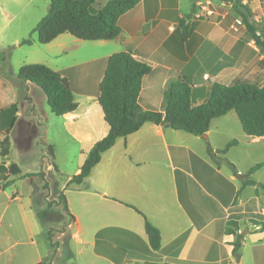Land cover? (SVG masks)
Masks as SVG:
<instances>
[{"label":"crops","instance_id":"1","mask_svg":"<svg viewBox=\"0 0 264 264\" xmlns=\"http://www.w3.org/2000/svg\"><path fill=\"white\" fill-rule=\"evenodd\" d=\"M247 2L253 11L262 10L254 26L264 39V0ZM192 3L193 0H140L120 16L122 31L117 38L82 40L66 32L41 44L42 56L34 62L59 71L78 103L74 111L64 115L52 112L43 90L32 82H26L28 99H23L17 78L21 66L17 71L12 66L5 72L0 70V140L10 130L12 142L7 162L0 161V208L4 207L0 212V264H38L44 258L40 243L45 232L37 231L34 225L40 216L34 206V193L18 189L20 182L31 177L17 178L9 187L2 185L8 177L9 164L19 165L13 159L14 151L22 158H36L37 164H46L48 170L56 165L58 172L65 173L59 155H65L72 146L76 147L75 168L62 191L75 220L66 226V232L59 233L67 235L63 241L56 238L58 247L48 264H66L60 261L62 247L69 246L66 250L71 251V242L77 249L70 254L81 264H264L260 187L236 184V203L227 205L194 173V168L198 171L201 167L196 157L216 166L228 181L246 172L228 158L229 151L219 155L239 170L237 175L231 169L225 172L226 162L218 167L209 155L210 148L222 149L213 147L210 135L214 123L225 115L214 119L209 131L200 136L146 122L134 133L119 137L82 183H69L80 172L94 144L109 133L98 94L112 54L131 51L151 63L152 71L143 79L140 101L146 109H162L169 81L179 76L192 78L196 103L210 95L201 81V75H209L210 71L230 76L236 70L237 74L247 72L262 63L259 75L264 77V47L252 39L234 56L223 53L210 41L208 25L197 20L191 22L194 31L185 44V56L169 50L166 42L176 32L178 22L191 13ZM3 13L8 14L6 10ZM33 52L38 54L37 49ZM49 145L53 146L52 163L46 157ZM258 170L252 174L255 181L253 176ZM40 180L44 187L45 181ZM218 183L210 174L212 188L223 190ZM249 189L254 190L253 195L245 194ZM127 204L135 206L160 230V250L151 249L144 217ZM245 215L251 218L245 219ZM232 218L238 221L242 235L239 258L233 254L236 236L225 233Z\"/></svg>","mask_w":264,"mask_h":264},{"label":"trees","instance_id":"2","mask_svg":"<svg viewBox=\"0 0 264 264\" xmlns=\"http://www.w3.org/2000/svg\"><path fill=\"white\" fill-rule=\"evenodd\" d=\"M223 1L233 5L242 17L243 23L252 39L259 46L264 47L262 32L258 33L253 23L256 11H253L242 0ZM139 2L140 0H50L48 13L39 21L33 32L37 33L38 41L42 44L49 43L60 34L66 32L82 40L114 39L122 31L119 25L120 16L133 9ZM195 7V4H193L191 13L178 22L176 32L166 42L169 50L178 56H184V44L191 35L190 20L195 13ZM32 43V34L21 41V44ZM4 61V58L0 60V70L5 72L6 64ZM151 71V63L134 56L131 51L117 52L108 58L107 68L100 84L98 99L110 130L104 138L94 144L80 172L71 178L70 184L82 183L90 175L95 165L99 163L102 154L110 149L119 137L134 133L146 122H153L200 136L209 131L214 119L234 110L240 120L243 131L248 136L264 137V82L247 80L221 85L213 89L204 101L196 103L193 95L192 78L188 75H183L169 81L164 92L162 109H146L140 102L142 84L144 77ZM17 78L21 83L20 89L24 100L28 99L27 86L25 84L26 82H32L43 90L52 112L56 115H64L78 107L74 93L62 74L45 64H24L19 68ZM15 122L16 119H14L12 127ZM9 132L10 130L0 140V161L4 163L11 152ZM237 143V139H232L222 149H209V155L218 167L221 166L223 159L218 154H226ZM48 149L51 156H53V146L49 145ZM196 158L201 164H207L202 159ZM262 166V162L252 166L248 171L249 175L252 176ZM207 168L210 169L211 173H216L212 167L207 166ZM235 174L237 175L238 172L236 171ZM28 176H40L45 181L44 187L49 188V183L45 179L43 170L37 173H24L21 167L14 162L9 164V178L4 180L3 187H9L17 178ZM219 177L230 184V181L223 176L219 175ZM200 179L204 185L206 184L205 186L216 194V190L212 188L211 184L206 183L203 178ZM230 185L232 186V184ZM248 185H258L264 189V183H258L253 178H247L243 182L242 187ZM217 192L219 194L218 197L228 204L229 202L223 197V193ZM59 200L63 204L65 211L69 213L72 219L71 222H73L75 217L70 212L68 201L63 191L59 194ZM127 205L135 208L144 217L145 229L151 249L153 251L160 250L162 245L160 230L135 206ZM232 223L235 227L226 229L225 233L236 236L233 241V254L239 258L242 235L238 232V221L232 220ZM52 237V232L47 234L44 243L46 247L45 252H43L44 258L38 264H48L54 256L58 244L56 247L53 244H49L52 241ZM51 247L52 255H49Z\"/></svg>","mask_w":264,"mask_h":264},{"label":"rangeland","instance_id":"3","mask_svg":"<svg viewBox=\"0 0 264 264\" xmlns=\"http://www.w3.org/2000/svg\"><path fill=\"white\" fill-rule=\"evenodd\" d=\"M250 1L251 0H249V2ZM242 2L245 3V0H242ZM193 4H195L196 7L195 13L191 16L190 24L194 20L207 24L209 27L208 35L210 37V41H214L217 44L218 49L223 53L227 52V54L230 53V55L234 56V53H236L235 51H239L242 45L248 44V42L252 40L251 35L249 34L245 24L243 23L242 17L235 10L231 3H227L223 0H193L192 5ZM245 4L249 6L248 2ZM49 6L50 0H0V60L2 58L5 59L4 62L6 64V68L12 66L15 69L14 71H17L20 66L27 63H35L34 61L40 59L38 58V56H42L41 49L44 48V45H41L42 43H39V41H37V33L33 32V30L35 29L39 21L48 13ZM4 10H6L8 14L5 15L3 13ZM261 11L262 10L260 8H257L256 15H258ZM255 17L256 16H254L253 18V23ZM193 31L194 28L193 30L191 29V35ZM31 34L33 38L32 45L21 44V41ZM208 35L206 37H208ZM208 44L211 45L210 43ZM36 49L39 55L33 52ZM258 64H260V67ZM258 64H256L253 68H251V70H248L247 72L243 71L237 74L238 71L236 70L235 72L231 73L230 76H222L220 75L221 73L210 71V79H205L203 74L201 75V81L205 83L204 86L207 89L209 88L208 90H210V94L213 89L221 85L247 80L253 82H264V77L259 75L260 68L263 67V65L262 63ZM232 139H237L238 143L229 150L228 158L234 164H236L239 169H241L242 171H246L245 173H241L238 176H234L232 178L233 180L230 181V184H232V186L219 177V175L223 176L222 173L219 172V169L216 168V166H213L211 163L206 162V165L201 164V167H199L198 171L194 168V173L198 175L199 179H205L206 183H209V185L210 174L212 176H215V179L219 182L218 186L223 189L219 191V193H223V197H225V199H227L228 202L231 203V205H234V203H236L235 200L238 196L236 184L239 185V183L241 182L243 184V182L247 178H252V176L248 173L249 170L247 171L246 169L257 162H262L264 165V138L258 140L254 139L252 136H248L243 131L242 125L236 112L232 110L229 112V114L227 113V115L219 118V121H216L214 123L212 133L210 135V143L213 145V147L216 146L218 148H223L227 144V142ZM75 150L76 147L72 146V149H70L69 147L65 155H59V163L61 167L65 169V173L63 171L58 172L55 166L54 168L51 167L48 170L46 164L44 166H42L41 163L38 165V161L36 158H33L31 160L22 158L21 154L16 150L13 153V159L16 160L25 171H34V173H37L41 170L42 167L43 170L45 169V179L49 183V188L42 187V182L40 180L41 177L39 176H28L31 178L25 179V181H22L18 184V189L22 192L27 194L28 192L33 191L34 193L33 197L36 201L34 206L40 215L38 219L39 222H35L34 225L37 231L39 230L40 232H45V234H43V242L41 241L40 243V250L42 253L46 250L44 243L45 238H47V234L52 232L53 237L52 241L49 244H53L54 247H56V245L59 243L58 241H56V238H59L60 241H63L64 236H66L67 233L64 236L59 233L66 232V226L72 220L69 213L65 211L63 204L59 202V194L62 192V188L67 180L68 175L75 168ZM219 156L223 158L222 163L227 161L224 160V157L222 155ZM46 157L48 158L50 163H52L53 158L50 153ZM42 162H44V160ZM225 165L227 166V168H225V172H228L230 169L232 173L239 171L238 169H236V167H233L230 162H226ZM207 166L212 167L216 171V173H211L210 169L207 168ZM253 177L258 182L264 183V166L260 168V170H258L256 175H254ZM7 178L9 177H6L5 179ZM4 182L5 181L2 182V185L4 184ZM259 187L262 192L261 203L262 211L264 214V189L261 186ZM206 189L210 190L207 186ZM245 194L253 195L254 190L249 189L245 192ZM216 195H219L217 191ZM2 208L4 209V207L1 206L0 212L3 211ZM13 208L14 207H12V210ZM236 211L244 212L243 210L238 208ZM245 216V219L251 218L247 215ZM232 220L235 219L232 218L227 222L228 225L226 226V229L235 227V225L232 223ZM1 228H3V226ZM63 244L67 245V243ZM70 244L72 245H70L71 251H67L69 249V246L68 249L66 247H62L63 253L60 261L66 264H81L79 258L75 259L70 254V252L77 249L75 243L71 242ZM49 255H52V247L50 249ZM52 259L53 257L51 258V261Z\"/></svg>","mask_w":264,"mask_h":264},{"label":"built area","instance_id":"4","mask_svg":"<svg viewBox=\"0 0 264 264\" xmlns=\"http://www.w3.org/2000/svg\"><path fill=\"white\" fill-rule=\"evenodd\" d=\"M204 77H205V79H210L209 75H205Z\"/></svg>","mask_w":264,"mask_h":264}]
</instances>
